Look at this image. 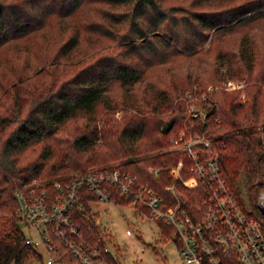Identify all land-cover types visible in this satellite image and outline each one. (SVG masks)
Segmentation results:
<instances>
[{
    "label": "trees",
    "instance_id": "16d2710c",
    "mask_svg": "<svg viewBox=\"0 0 264 264\" xmlns=\"http://www.w3.org/2000/svg\"><path fill=\"white\" fill-rule=\"evenodd\" d=\"M214 1L191 0L186 7L166 0H0V48L45 28L52 18L60 25L68 22L71 32L58 56L73 54L83 32L89 30L99 37L115 38L123 46L118 58L91 63L57 86L53 79L62 74L58 65L50 71L42 70L36 74L38 78L51 74L53 81L41 85L37 99L29 102L16 98L17 109L6 122L8 126L15 123V127L0 145V264H22L35 252L25 242L17 218L18 188L34 179L45 185L67 181L76 171L110 165L121 158V165L136 174L140 182L164 192L173 181L165 168L181 158L187 161L182 152L163 151L185 122H193L198 131L213 137L227 185L244 207L251 208L249 213L259 216L255 201L264 186V88L260 87L264 85V71L254 72L255 53L250 36L243 35L238 43L236 63L240 67L220 56L216 73L223 78L221 81L207 84L199 75L189 76L180 87L173 85L175 92L168 88L151 92L153 100H144V109L140 103H133L134 111L126 112L121 123L107 112L97 122L100 105L107 110L116 107L109 94L112 83L118 82L128 91L144 82L150 68L170 62L177 53L186 55L187 65L195 69L198 63L192 57L205 34L230 32L264 20V0H223L218 6ZM89 3L111 8H95L107 22L79 19ZM120 26L126 27L124 32ZM240 75L253 81L244 87V100L236 98L239 90L220 87L226 77ZM209 85L214 86L203 105L207 109L205 119L188 115L184 94L195 88L201 93ZM82 116L86 118L77 133L60 134L69 120ZM4 122L5 117H1L0 126ZM40 143L38 154L21 162L22 153ZM150 167L162 168L159 177ZM182 171L185 177L190 175L187 170ZM114 193L118 204L129 203L119 192ZM96 219L97 212L87 200L83 201L82 211H75V221L89 239L103 232ZM161 227L165 237H170L171 228L162 223Z\"/></svg>",
    "mask_w": 264,
    "mask_h": 264
},
{
    "label": "built area",
    "instance_id": "2783aa9c",
    "mask_svg": "<svg viewBox=\"0 0 264 264\" xmlns=\"http://www.w3.org/2000/svg\"><path fill=\"white\" fill-rule=\"evenodd\" d=\"M223 85L225 90L236 87L231 81ZM212 90L210 86L201 93L196 88L185 93L190 116L205 119L207 109L197 102H205ZM212 140L193 122L171 137L167 150L182 152L187 161L181 158L165 168L173 181L164 192L146 186L117 163L76 171L67 181L50 185L35 179L24 184L15 192L16 213L25 242L35 252L22 264H120L104 232L89 239L75 221V211L83 210L85 200L90 206L95 201L118 204L114 190L160 227L171 228L184 264H264V186L256 196L255 216L227 185ZM161 169L149 168L156 177Z\"/></svg>",
    "mask_w": 264,
    "mask_h": 264
},
{
    "label": "rangeland",
    "instance_id": "374dc122",
    "mask_svg": "<svg viewBox=\"0 0 264 264\" xmlns=\"http://www.w3.org/2000/svg\"><path fill=\"white\" fill-rule=\"evenodd\" d=\"M166 1L167 3L180 4L186 7L191 2V0ZM221 1L223 0H216L213 3L218 6ZM97 7L111 9L107 5L89 3L79 19L82 21L107 22L95 11ZM125 29L126 27H122L121 32H124ZM92 32V30L83 32L78 49L68 57L58 56V51L71 35L69 23L60 25L56 18L50 19L45 28L1 46L0 119L5 117V122L4 126H0V145L11 129L15 127V123L8 126L6 122L17 109L15 104L17 97L24 98L29 102L34 101L39 96L41 85L54 80V84L57 86L91 63H104L110 57H119V52L123 50L121 42L112 37H99ZM243 35L250 36L249 39L252 41V49L255 53L254 72L264 71V20L245 27L234 28L230 32L214 33L210 31L201 38L197 50L194 52L195 55L192 57L193 62L198 63L197 68L191 69L187 65L188 57L177 53L170 62L150 68L145 74L144 82L135 85L128 91L122 88L118 82L112 83L109 94L116 107L107 110L100 105L97 122H100L99 119L102 114L107 112L117 123H121L126 112L134 111L133 103L135 105L140 103L142 105L140 108L144 109V107L146 108L144 100H153L154 94L151 92L162 88H168L171 92H175L177 88L173 85L180 87L187 81L189 76L199 75L200 80L207 84L217 83L216 80L221 81L223 78L216 73V68L220 67V56L223 55L229 63H235L238 67L240 65V63H236L239 51L238 43ZM223 63H227V61ZM56 64L62 71L58 78L56 76L50 81L51 74L43 76L46 77L45 80H43V77L38 78L37 73L42 70L50 71L53 65ZM223 69H225V64H223V68H220L222 72ZM34 75L36 76L33 77ZM226 78L220 83V87H224L223 82L231 81L236 85L234 89L239 90L236 98L239 100L246 99L244 87L253 84V81H246L247 77L245 75ZM256 84L259 85L258 82ZM210 86L213 87L214 85L208 87ZM260 87L264 88V85ZM197 105L202 107L204 102H197ZM189 107L190 103L187 102L188 115ZM84 118L86 117L82 116L69 120L64 126V132L61 131L60 134L74 135L81 128ZM185 124L186 122L183 126ZM41 145L42 143L34 144L27 148L21 155V162L33 159L38 154ZM262 149L264 150V134H262ZM165 150H167V147H164L163 151ZM123 161V159L118 158L113 160L111 164L121 165ZM91 207L93 211L97 212V220L100 222L103 232L110 238L109 246L119 259L120 264H184L178 242L171 237H165L162 227L150 219L145 212H138L132 203L111 204L104 201H95L91 203ZM27 233L30 236H35L34 232L27 230ZM25 264H35V260L27 261Z\"/></svg>",
    "mask_w": 264,
    "mask_h": 264
}]
</instances>
